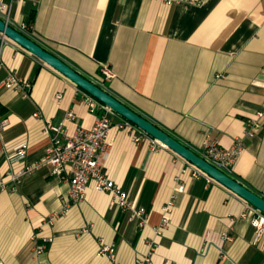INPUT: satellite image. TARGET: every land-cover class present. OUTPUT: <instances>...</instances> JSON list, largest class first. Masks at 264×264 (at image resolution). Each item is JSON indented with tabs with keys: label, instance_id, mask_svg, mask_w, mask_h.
Segmentation results:
<instances>
[{
	"label": "crops",
	"instance_id": "0c3cea01",
	"mask_svg": "<svg viewBox=\"0 0 264 264\" xmlns=\"http://www.w3.org/2000/svg\"><path fill=\"white\" fill-rule=\"evenodd\" d=\"M9 23L86 77L99 78L112 95L199 151L206 139L229 147L244 136L245 121L264 100V0H2ZM9 75L30 82L27 94L0 86V264H264V234L254 242L251 206L150 136L115 123L105 160L107 175L148 212L146 225L110 204L91 182L79 203L64 211L69 183L42 163L20 177L10 172L40 161L49 137L65 123L90 127L96 113L88 95L10 39L0 37V83ZM56 93L61 97L56 98ZM20 144L25 157L12 161ZM232 175L264 197V120L245 138ZM178 183L184 191L176 193ZM172 201L168 225L158 234L161 210ZM87 227L88 231H83ZM226 235L231 239H227ZM52 241L39 254L36 244ZM114 259L99 253L102 246Z\"/></svg>",
	"mask_w": 264,
	"mask_h": 264
},
{
	"label": "built area",
	"instance_id": "2783aa9c",
	"mask_svg": "<svg viewBox=\"0 0 264 264\" xmlns=\"http://www.w3.org/2000/svg\"><path fill=\"white\" fill-rule=\"evenodd\" d=\"M161 1H163L166 5L180 2H199V0ZM8 13L9 5L0 0V19L5 21L7 24H10ZM15 28L30 37V31L26 24L21 23ZM0 37L2 40L7 39V37L2 33H0ZM111 76V71L107 67H102L100 69L99 78L89 77V79L94 84L98 85L102 89H105L104 80L110 78ZM30 85L31 84L28 80L16 78L14 75H9L5 81L0 83V86L22 91L24 95L27 94V90L30 88ZM55 97L60 98L61 94L56 93ZM85 102L89 111L97 114L92 125L90 127H76L72 133H69L65 128V123L74 117L72 111H68L65 117L56 125L48 122L43 132L48 135L49 143L45 148L43 158L38 162L26 165L16 173L10 172L9 176L13 181L12 189L16 190V185L19 183L20 177L30 173L42 163H45L51 166L52 175L66 179L69 183L64 211H67L70 203H79L83 199L88 185L92 182L96 190L108 194L110 204L128 212V220L137 222L139 226H144L148 221L147 210L143 207H137L129 199L128 194L124 192L105 171L104 162L111 147V141L109 140L108 135L111 126L113 125L109 114L115 113L109 107L105 106L90 95L86 96ZM263 120L264 100L262 101L261 108L246 119L244 136L235 138L229 147H223L216 140L208 138L202 143L199 151L195 152L217 169L227 175L233 176L232 167L245 146V138L255 135L261 129ZM6 122V119H3L0 122V130L6 125ZM115 125L120 129H129L131 133H134V141L136 142L148 136L145 132L124 118H121V120L116 122ZM153 141V149L165 147L155 139ZM26 148V144H20L15 154H13L10 159L12 161H18L24 158ZM193 167L194 176L204 175L207 177L208 181H214L201 170L195 166ZM4 185V181L1 180L0 187H4ZM183 191L184 185L182 183H178L174 189L175 193L172 199L175 198L176 193H181ZM171 206L172 201H169L162 207L161 222L155 229L156 233L159 234L168 225ZM251 212L252 215L250 222L255 227L254 242H257L264 234V214L253 206H251ZM83 231H88V228L85 227ZM226 238L231 239L228 235H226ZM51 241L52 239L47 237L41 243L36 244L34 247V253H41ZM99 253L108 254L111 259H114L112 250L107 246L103 245ZM141 264H143V261Z\"/></svg>",
	"mask_w": 264,
	"mask_h": 264
},
{
	"label": "water",
	"instance_id": "95a60500",
	"mask_svg": "<svg viewBox=\"0 0 264 264\" xmlns=\"http://www.w3.org/2000/svg\"><path fill=\"white\" fill-rule=\"evenodd\" d=\"M0 33L55 69L88 95L109 107L115 114L131 122L148 136L163 144L264 214V197L262 195L254 192L235 177L227 175L208 163L186 144L170 135L164 129L112 95L109 91L94 84L88 77L70 64L2 19H0Z\"/></svg>",
	"mask_w": 264,
	"mask_h": 264
},
{
	"label": "trees",
	"instance_id": "16d2710c",
	"mask_svg": "<svg viewBox=\"0 0 264 264\" xmlns=\"http://www.w3.org/2000/svg\"><path fill=\"white\" fill-rule=\"evenodd\" d=\"M27 35V34H26Z\"/></svg>",
	"mask_w": 264,
	"mask_h": 264
}]
</instances>
